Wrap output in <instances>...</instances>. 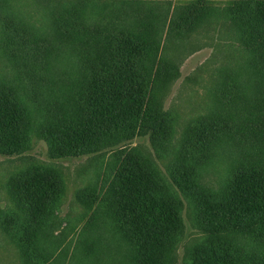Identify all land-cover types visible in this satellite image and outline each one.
I'll list each match as a JSON object with an SVG mask.
<instances>
[{"label": "trees", "instance_id": "16d2710c", "mask_svg": "<svg viewBox=\"0 0 264 264\" xmlns=\"http://www.w3.org/2000/svg\"><path fill=\"white\" fill-rule=\"evenodd\" d=\"M56 4L51 28L74 49L82 44L92 51L81 64L78 84L63 87L67 99L58 103L61 115L42 129L40 137L52 157L98 152L139 136L157 142L170 138L172 116L163 110L162 100L179 71L161 55L163 30L183 39L185 33L216 24L218 18L230 22L239 60L225 84H248L245 90L251 94L245 99L250 96L249 104L257 108L238 127L241 138L233 139H243V144L246 138L248 144L240 147L253 158L231 165L229 179L218 193L198 186L196 169L176 172L179 186L195 196L200 227L209 239L207 246H186L190 257L185 264H264V0H236L223 8L210 0H193L170 3L165 12L149 0ZM27 120L28 113L2 87L0 153L19 154L28 147ZM231 131L232 138L236 133ZM119 163L111 190L112 210L137 251L130 264L175 263V244L183 226L175 200L160 196L161 186L140 154L127 153ZM59 183L52 170H35L14 182L13 191L33 222L43 218ZM237 235L255 246H237Z\"/></svg>", "mask_w": 264, "mask_h": 264}, {"label": "rangeland", "instance_id": "374dc122", "mask_svg": "<svg viewBox=\"0 0 264 264\" xmlns=\"http://www.w3.org/2000/svg\"><path fill=\"white\" fill-rule=\"evenodd\" d=\"M149 1L165 12L170 3L193 0ZM210 1L223 8L236 0ZM56 2L0 0V89L5 87L28 113L29 144L19 154L0 153V264L135 262L137 251L119 228L111 192L119 162L130 152L140 154L154 172L160 196L175 200L183 226L173 264L188 263L187 247L207 246L209 239L200 227L195 196L179 186L176 172L196 169L198 186L218 193L229 179L228 168L253 158L241 148L248 144L245 137L243 144V139H233L241 138L238 127L257 108L249 104L250 96L245 99L251 94L245 90L248 84H225L239 60L230 22L218 18L216 24L187 32L183 39L163 30L161 55L179 71L162 100L163 110L172 116L170 138L157 142L139 136L98 152L52 157L40 137L42 129L61 115L58 103L67 99L63 87L78 84L81 64L92 51L82 44L74 49L51 28ZM231 128L236 133L232 138ZM35 170H52L60 182L56 198L38 222L13 191L15 181ZM236 245L255 246L241 235Z\"/></svg>", "mask_w": 264, "mask_h": 264}]
</instances>
